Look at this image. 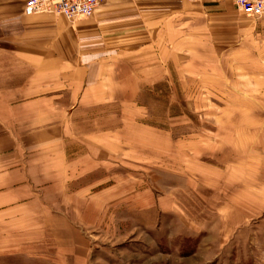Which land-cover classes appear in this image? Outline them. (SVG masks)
<instances>
[{
	"label": "rangeland",
	"instance_id": "rangeland-1",
	"mask_svg": "<svg viewBox=\"0 0 264 264\" xmlns=\"http://www.w3.org/2000/svg\"><path fill=\"white\" fill-rule=\"evenodd\" d=\"M179 14L135 47L55 15L40 61L0 56L1 161L36 212L2 264H264V17Z\"/></svg>",
	"mask_w": 264,
	"mask_h": 264
},
{
	"label": "crops",
	"instance_id": "crops-1",
	"mask_svg": "<svg viewBox=\"0 0 264 264\" xmlns=\"http://www.w3.org/2000/svg\"><path fill=\"white\" fill-rule=\"evenodd\" d=\"M26 1L0 0V56L36 54V59L40 61L41 43L39 40L37 48L32 46V41L29 42L31 34L41 33L43 22H61L62 17H57L53 13L25 15L24 7ZM232 3L234 5L233 0H197L195 2L176 0L175 3L165 6L164 0H107L99 6L94 18L86 24L91 26V29L98 36L106 35V39L108 41L111 40L112 43L120 40L119 44L135 47L145 42L146 30H152L153 32L160 27L164 17L170 15V10L181 13L179 14L181 18H186V13L192 18L194 10H218L230 6ZM149 12L151 15L147 16ZM1 60L3 62L0 61V64H4V60ZM22 62L25 64L26 61L22 60ZM7 70H9V66ZM0 118L2 120V123L0 122V135H9L10 127L3 121V114L0 115ZM16 139L17 137H13V141L15 140L13 143L15 144L17 142ZM13 143L9 142L7 146L3 145V143L0 144L1 238L10 235V224L14 223L23 226L27 220L33 219L35 217L34 213H36L32 211L31 214L30 211H27L29 206L26 200L28 199V203H30L32 198L35 199V192L31 194L26 190V177L22 169L16 165L11 167L8 159L6 162L1 161L3 156L9 153V149L14 145ZM20 155L16 157L18 159L16 161L20 160L22 157ZM7 249L8 244H6V241L0 239V251H7ZM0 264H2L1 261Z\"/></svg>",
	"mask_w": 264,
	"mask_h": 264
},
{
	"label": "built area",
	"instance_id": "built-area-1",
	"mask_svg": "<svg viewBox=\"0 0 264 264\" xmlns=\"http://www.w3.org/2000/svg\"><path fill=\"white\" fill-rule=\"evenodd\" d=\"M106 0H27L25 15L53 13L64 15L71 20L94 16L99 6ZM243 14L252 19L264 16V0H233Z\"/></svg>",
	"mask_w": 264,
	"mask_h": 264
}]
</instances>
